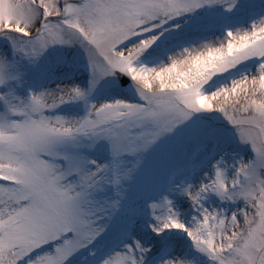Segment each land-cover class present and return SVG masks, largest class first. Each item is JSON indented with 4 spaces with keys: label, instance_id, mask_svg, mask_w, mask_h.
I'll list each match as a JSON object with an SVG mask.
<instances>
[{
    "label": "snow or ice",
    "instance_id": "obj_1",
    "mask_svg": "<svg viewBox=\"0 0 264 264\" xmlns=\"http://www.w3.org/2000/svg\"><path fill=\"white\" fill-rule=\"evenodd\" d=\"M0 264H264V0H0Z\"/></svg>",
    "mask_w": 264,
    "mask_h": 264
}]
</instances>
